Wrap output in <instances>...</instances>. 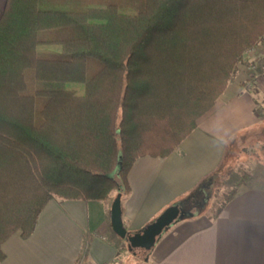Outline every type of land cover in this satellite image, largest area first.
<instances>
[{
	"label": "trees",
	"instance_id": "1",
	"mask_svg": "<svg viewBox=\"0 0 264 264\" xmlns=\"http://www.w3.org/2000/svg\"><path fill=\"white\" fill-rule=\"evenodd\" d=\"M263 38L264 0H7L0 263L4 242L18 231L30 237L53 197L101 201L110 213L120 193L125 225L136 160L176 150ZM262 131L264 121L237 140Z\"/></svg>",
	"mask_w": 264,
	"mask_h": 264
},
{
	"label": "crops",
	"instance_id": "2",
	"mask_svg": "<svg viewBox=\"0 0 264 264\" xmlns=\"http://www.w3.org/2000/svg\"><path fill=\"white\" fill-rule=\"evenodd\" d=\"M6 2L0 0L1 11ZM261 100L264 45L258 43L176 150L136 160L124 198L127 230L140 231L171 206L181 211L145 264H264V165L254 171V164L226 159L240 133L260 126ZM245 173L248 180L227 200ZM2 248L0 264H124L132 254L128 240L114 232L105 203L58 197L47 203L30 237L18 231Z\"/></svg>",
	"mask_w": 264,
	"mask_h": 264
},
{
	"label": "water",
	"instance_id": "3",
	"mask_svg": "<svg viewBox=\"0 0 264 264\" xmlns=\"http://www.w3.org/2000/svg\"><path fill=\"white\" fill-rule=\"evenodd\" d=\"M180 214L179 204L171 206L140 231L129 234L122 218L121 194L119 193L111 205V225L117 235L128 240L132 254L144 260L164 231L180 220Z\"/></svg>",
	"mask_w": 264,
	"mask_h": 264
},
{
	"label": "rangeland",
	"instance_id": "4",
	"mask_svg": "<svg viewBox=\"0 0 264 264\" xmlns=\"http://www.w3.org/2000/svg\"><path fill=\"white\" fill-rule=\"evenodd\" d=\"M71 9H78L79 7L71 6ZM126 11V10H125ZM261 44L264 45V38L260 41ZM42 50H49V51H61L60 45H44L40 47ZM66 87L71 90L77 91L78 94H84L85 93V85L83 83L78 82H69L66 84ZM261 106L260 108L261 113L263 115L262 122L264 121V101L261 100ZM262 134L257 135V139L260 140V142H257V139L254 137L249 139H242L240 142L228 147V153L226 156V159L228 161H245L247 165H253L254 164V171L260 170L259 166L264 165V131H262ZM256 133V132H255ZM253 161L255 163H253ZM258 167V168H257ZM189 205L187 204L186 207ZM184 210L182 211V213ZM150 253L147 255V258H149ZM146 258V259H147ZM146 259L141 260L137 257H135L133 254H129L124 257V264H145Z\"/></svg>",
	"mask_w": 264,
	"mask_h": 264
},
{
	"label": "built area",
	"instance_id": "5",
	"mask_svg": "<svg viewBox=\"0 0 264 264\" xmlns=\"http://www.w3.org/2000/svg\"><path fill=\"white\" fill-rule=\"evenodd\" d=\"M2 11L0 10V15H1Z\"/></svg>",
	"mask_w": 264,
	"mask_h": 264
}]
</instances>
